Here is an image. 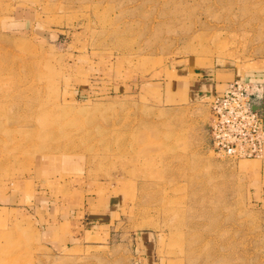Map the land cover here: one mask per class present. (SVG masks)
Segmentation results:
<instances>
[{
    "label": "rangeland",
    "instance_id": "rangeland-1",
    "mask_svg": "<svg viewBox=\"0 0 264 264\" xmlns=\"http://www.w3.org/2000/svg\"><path fill=\"white\" fill-rule=\"evenodd\" d=\"M0 23L45 106L0 75V264H264L261 159L213 151L197 91L264 65V0H0Z\"/></svg>",
    "mask_w": 264,
    "mask_h": 264
},
{
    "label": "built area",
    "instance_id": "built-area-1",
    "mask_svg": "<svg viewBox=\"0 0 264 264\" xmlns=\"http://www.w3.org/2000/svg\"><path fill=\"white\" fill-rule=\"evenodd\" d=\"M263 101L264 84L246 80H234L212 97L209 135L214 152L234 160L262 159Z\"/></svg>",
    "mask_w": 264,
    "mask_h": 264
},
{
    "label": "bare ground",
    "instance_id": "bare-ground-1",
    "mask_svg": "<svg viewBox=\"0 0 264 264\" xmlns=\"http://www.w3.org/2000/svg\"><path fill=\"white\" fill-rule=\"evenodd\" d=\"M0 26H1V23H0ZM22 72V70H20ZM19 71L18 68H7L6 65L2 62H0V75L2 74H8V75H11L12 78L14 79V82L17 81L20 82L22 78L21 76V72ZM7 72V73H6ZM38 77V75H36ZM27 79V78H26ZM26 81V80H25ZM8 82V81H7ZM10 83V82H9ZM22 83V81H21ZM25 83H22L21 85L19 84L17 86V88L13 91V94L17 96V100L15 99V101L13 102L14 105H19L18 108H20V112H22L21 110H24L23 112H27V113H30L33 117H38L37 115L39 113H44V110H45V106H44V103H40V100L38 99V102L36 101H31L30 103H27V102H24V104L20 105L21 104V99H22V95L28 93V91L30 93H33L35 95V98L37 97L38 98V95L40 94V88L36 91L33 90L35 84H32V86H25ZM32 88V89H31ZM37 89V88H36ZM6 96V95H5ZM16 98V97H15ZM24 98V97H23ZM1 103V102H0ZM49 105V104H48ZM47 105V106H48ZM22 107V108H21ZM51 107V106H50ZM47 110V109H46ZM24 128L23 130L24 131H27V129L30 130L29 134H30V138L32 140H36V138L39 140L40 143H45L47 142L50 138H51V135H52V132L49 133V129L44 125V124H41V125H35L33 124L31 128H27V127H22ZM22 128L20 130H22ZM120 141V142H119ZM135 141V144L136 142L138 143L137 140H134ZM35 143V142H33ZM118 143L121 144V151H125V140L123 138L121 139H118ZM35 145V144H34ZM134 146V145H133ZM155 197L156 196H152L151 200H154L155 201ZM170 198V197H169ZM162 201H159L161 202V207L164 208L165 206V203H167V200L163 197L161 199ZM180 201V200H179ZM178 201V203H179ZM158 203V201H157ZM169 204V202H168ZM158 207V206H157ZM170 207H168L169 209ZM156 209V208H155ZM166 209V208H165ZM170 210V209H169Z\"/></svg>",
    "mask_w": 264,
    "mask_h": 264
},
{
    "label": "crops",
    "instance_id": "crops-1",
    "mask_svg": "<svg viewBox=\"0 0 264 264\" xmlns=\"http://www.w3.org/2000/svg\"><path fill=\"white\" fill-rule=\"evenodd\" d=\"M235 74L236 73L230 74L228 77L229 79H226V77L223 79H220L217 76L212 77V79H209V81L207 79L206 80L202 79L201 81L198 79L200 81L201 86L199 87L197 91L198 92L200 91L199 93L201 94V97L211 100L215 94L223 92L228 86V84L234 80H246V81L253 82V83L264 84V65L257 66L256 68H251L247 70L245 73H242L241 75L239 74L240 76H236ZM261 112H262L263 120H264V101L261 105ZM254 171L259 174L262 180H264V156L258 162V164L256 165V170Z\"/></svg>",
    "mask_w": 264,
    "mask_h": 264
}]
</instances>
